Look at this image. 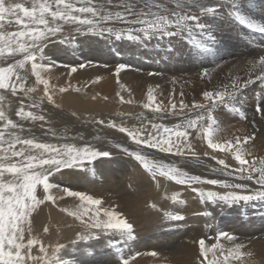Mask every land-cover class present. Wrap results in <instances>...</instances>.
I'll return each mask as SVG.
<instances>
[{"label":"snow or ice","instance_id":"1","mask_svg":"<svg viewBox=\"0 0 264 264\" xmlns=\"http://www.w3.org/2000/svg\"><path fill=\"white\" fill-rule=\"evenodd\" d=\"M106 3L112 5L113 0H106ZM118 6L122 11L107 10L105 4H95L93 0H32L31 7H26L20 2H12V0H0V29H4L3 22L6 18L11 24L14 17L15 24L21 26L18 31H0V58L7 60L9 57L22 56L15 63L0 66V90L11 92L13 96L24 93L32 101L28 107L39 108L42 100L37 101L28 95L35 89L26 88V76L21 75V70H25L30 64L31 75L35 77L37 83L44 85V95L48 102L54 103L49 80L42 75L51 66L40 61L44 59V49L51 42V38L58 37V34L63 32L64 25H76L74 29L76 33L97 36L110 44L113 41L127 40L142 43L153 39L160 41L165 38H169L171 43V38L184 39L187 36L191 46L189 54L194 57L210 54L218 43L208 18L225 8L229 17L239 25L254 33L264 35V23L241 14L243 0H119ZM20 13L22 15H19ZM197 30L200 39L195 38L194 34ZM68 42L67 36L60 39L61 44ZM248 64L251 67L246 78L230 77L229 83L204 91L203 99L210 103H193L192 108L199 110L195 117L176 124L174 128L151 121H149V127L144 123L143 118H138L140 119L139 127L131 128L125 126L123 121L120 124L108 122V128L126 134L135 145L134 149L122 143L113 144L112 147L134 158L153 180L167 178L177 185H219L223 189L233 190L223 193L205 192L200 188L192 187V191L198 193L202 203L210 202L223 208L248 204L257 200L264 201V159H247L246 157L251 156V152L242 147L254 137L249 135L241 139L237 136L234 140L222 142L214 140L216 132L219 131L218 126L215 129L213 127L216 125V118L213 116L215 109L223 107L238 113L240 119H248L246 112L237 106V97L244 88L256 81L264 83V55L258 59L249 60ZM126 67L124 63L118 64L115 74L119 76ZM71 71L76 72L77 68L72 67ZM148 75H156V73L150 72ZM203 77H209V82H211L207 71L202 74L201 78ZM65 91H67L66 88H59V92ZM4 99L5 97L0 95V102ZM256 100L251 121L253 125L257 114L264 118V95L258 94ZM154 102L155 97L149 89L148 103L144 107L151 108ZM179 107L184 110L189 106L181 101ZM171 108L176 109L177 105L173 103ZM153 111L159 113L162 109L157 105ZM15 115L21 120L45 121L46 119L43 114L38 115L32 111H25L23 106L15 112ZM75 115L76 113H73V116ZM206 120L209 123L206 124ZM0 121H3V126L0 128V264H30V262L66 264L58 255L64 245H55L49 254L48 248L33 235L31 219L39 205L45 201L55 204L58 200H63L65 195L76 198L80 202L73 210L60 209L84 225L85 231L79 234V240L88 241L98 238L100 233L118 235L122 241L135 238L134 225L122 212L102 208L101 199L93 198L92 195H87L83 191H75L50 182V177L61 173L62 170L84 169L86 165L92 164L98 158H110L112 156L110 150L103 147L99 149L91 146L78 147L67 143L57 146L38 142L34 138H26L21 135L25 131L24 126L10 119L2 107H0ZM91 123L104 124L105 121L93 120ZM52 135L55 136L56 133L53 131ZM189 137L206 139L207 148L213 153H231L239 166L229 171L230 166L225 159H217V164L223 166L221 173L227 176L235 175L237 180L251 181L259 187L250 189L246 183H229L218 178L202 179L200 175H189L176 164H168L155 159L147 151L150 149L182 158L190 156L193 158L192 163L199 165L203 161L193 149ZM204 155L210 154L205 152ZM212 158L215 159V156ZM40 186H42L43 193L38 196L37 188ZM53 189L56 190L55 194ZM170 199L176 202L179 196L173 194ZM152 207L155 208L156 205L153 204ZM198 215L211 217L213 213L204 211ZM165 218L181 221L184 216L165 213ZM48 231L47 227L43 228L44 233ZM220 236L228 241L235 239L227 232L220 233ZM198 243L199 256L202 258L200 264H220L216 253L213 252L215 249H219V254L223 256V264H231L232 260L242 262L245 255H251L241 251L245 247L243 243H236L227 250V254L218 244L206 246L204 239H200ZM108 244L115 246L111 239ZM37 245L42 255H33V249ZM210 252H213L212 259H209ZM147 255L155 257L158 253L153 251ZM120 264H130L129 258L121 256Z\"/></svg>","mask_w":264,"mask_h":264},{"label":"bare ground","instance_id":"2","mask_svg":"<svg viewBox=\"0 0 264 264\" xmlns=\"http://www.w3.org/2000/svg\"><path fill=\"white\" fill-rule=\"evenodd\" d=\"M12 2H20V3H23L25 6L29 3V5L26 7H31V4H32V0H12ZM243 2L249 4L250 6L251 3L255 4L257 0H243ZM263 3H264V0H263ZM244 8L246 9V7ZM19 15H22V13H20ZM225 16L226 14L223 15L222 13L220 17V18L224 17L220 19L222 23L225 20ZM12 20L13 22L11 24L13 23L15 24L14 17L12 18ZM5 21H7V18ZM7 24L9 23L7 22ZM64 26H67L69 28H75L74 27L75 25H64ZM0 31H8V30L4 27V29H0ZM8 32H11V31H8ZM74 38H76V36ZM177 39L179 38L171 39V43L169 41L161 40L159 46H161L163 49L172 47L171 49H174L173 51L178 52L177 50H179L182 46L178 45L179 42H177ZM52 42L56 43L57 41L55 40V38H51L50 43ZM158 53L161 54L160 51ZM171 55H172V51H171ZM253 59L254 58L245 59L242 61L226 59L227 61H223L221 65H218L219 67L218 69L221 73H223V75L224 73L229 71L231 73L230 77L233 78L237 76L236 75L237 73L235 74L233 71H238L240 70V68L248 72L251 67L248 64V61L253 60ZM53 67L54 66L44 71L42 75L44 76L45 79L49 80V87L50 89H52L51 94L53 96V101H54V103L52 104L55 105V108H58V107L65 108L66 107L71 110L74 109L77 111H85V112H88L89 114H93L96 112L97 113H100V112L110 113L111 112V114L119 116L120 114H128L129 112L135 111L138 105L141 104L144 106L145 104L148 103V96H146L144 94V91L142 90L143 88L142 86L144 87L146 86L147 89L148 88L153 89L152 94L155 97V102L152 104L151 108H148L150 110L148 112H149V115H151V117L146 116L145 119H150V118L152 119L154 117L153 121H156L158 118L156 115H159L160 113L165 112V111L177 110V108H179L181 101H183L189 107H192L193 103H205L206 101L203 99V92L207 90H212L214 86H217V84L214 83L212 80L211 82H209L208 81L209 78H205V77L201 78L202 76L201 77L194 76L193 78L189 76L190 75L189 73L187 74V73L179 72L177 84L179 83L183 84L182 85V87H184V89L182 90L183 95L181 96L180 91L174 90L175 91L174 99L171 100L170 90L166 89L168 85L164 86L163 84V87L160 86L161 89L157 90L154 93V90L157 87V81H156L157 78L155 80L152 79L151 76L149 78L148 74H147L148 75L147 77L145 75L138 76L139 79L138 78L137 79L140 80L141 84L143 85L141 86V89L138 87V88H135L137 91H133L129 86L123 85V88L121 86L118 88L114 86L112 84L114 77L103 76L104 80H98L97 79L98 76L89 77L88 75L79 74L82 72L72 73L71 70L69 69L65 70V69H58L56 67L54 68ZM125 71L127 70L125 69ZM126 74L124 76H126ZM21 75L26 76L25 87L26 88L32 87L35 89L34 92L28 94L29 96H31L32 98L33 96H37V97L40 96L41 98L47 100V97L44 95V85L37 83L35 80V77L31 75L30 64L26 66L25 70H22ZM128 75L131 76L130 78H128L129 81L134 80L133 76L135 75H133L132 73L131 74L128 73ZM221 75H220V79H217V80L218 82L223 80L221 81V85H222V82H225L226 75L223 77V79L221 78ZM167 76L171 77L170 75H166V77ZM166 79L168 80V78ZM61 87L66 88L67 91L63 93L59 92V88ZM248 87H249V90L247 91H249V96L247 98H249L248 101L250 102V105L254 107V105L257 102L256 100L257 95L258 94L264 95V83H260L259 81H256L255 83L249 85ZM77 89L79 90L77 91ZM246 89L248 88L246 87ZM12 97L16 101H18L17 110H19V108L23 106L25 108V111L34 112L33 108L28 107L29 102L31 100L28 99V97H26L24 93H18V95L16 96L12 95ZM238 97H241V96H238ZM241 99L242 98H240V100ZM173 103L177 105L176 109L171 108V104ZM157 105H159L162 109V111L159 113L153 111V109ZM248 105L249 104L246 103L245 101H243V103L240 101H237V106H239L247 114L248 119L246 120L240 119L238 113L232 112L228 109H224L223 107L215 109V112H213V116L216 118V125H214L213 127L215 129L218 126L219 131L216 132L214 136V140L218 142H222L224 140H234L235 137L237 136L243 139V137L250 135V133L251 134L254 133V130L252 131V123H251V121L253 120V115L250 116V114L252 113V109L248 110L249 109V108L247 109ZM34 113L38 115L42 114L37 109L35 110ZM17 118L19 120L18 121L19 124H22L23 126H27L30 121V119L21 120L19 117ZM115 118H118V117L111 116V118L104 119V121L110 122L111 119L114 120ZM138 118L140 117H137L136 115H135V120L134 118L120 117L119 121L117 119L116 121H118V124H120L125 119L127 126L132 127L133 125H137V122L140 121L138 120ZM254 119L258 121V126L260 127V131H259L260 134L259 135L256 134L257 138L254 140L253 139L249 140L248 144L242 145V147L246 151L251 152V156L246 157L249 160H252L253 158H256L257 160L264 158V118H261V116L259 118L255 116ZM205 123L207 124L209 123V121ZM49 124L51 125V123ZM94 130L96 131V128ZM189 140L193 145V149L197 152L199 157L205 156L204 153L208 152L210 155L205 156V157L212 160V162H214L215 164H217L216 162L217 159L224 158L225 162L230 166L228 169L229 171L239 166L238 162L235 161L234 156L231 153H219V152L213 153L211 149H208L206 139H193L192 137H190ZM51 144H55V143H51ZM60 144L61 145H57V142H56L55 145L57 146L63 145L62 142ZM67 144H70V143L68 142ZM83 146H87V145H79L78 147H83ZM213 156H215V159L212 158ZM163 157H166L168 161L167 160L164 161L163 159L161 161L164 163H168V164L170 163L174 164L173 161L178 159L169 154L163 155ZM133 168L134 169L128 173L127 179L131 183H135V185L140 184L142 189L140 190V195L137 196L135 194L136 196L133 199L134 201L132 200L133 205L131 206V208H129L130 210L128 212H122V213L134 225L135 238L132 240H128V241H122L119 239V236L117 235V237H112L111 239L115 241V243H116V240H120L119 245L116 246L115 248L119 249V252L122 254L123 257L129 258L130 264H200V260L202 259L199 256V243L198 242L200 239L205 240L206 246H211L212 244H218L220 248H222L225 251V254H227V250L233 247L236 243H243L245 247L241 249V251L246 254L250 253L251 255H245L242 258V262L237 261V260H232L231 264H264V201L257 200V201H252L248 204L234 205V206H231L229 209L227 207H223V208L217 207L216 205H213L210 202L208 203V206H207V204L205 205V203H202L200 199H198L199 198L198 193H195L192 191V187L200 188V186L198 187L196 185H192V186L177 185L175 184L174 181H169L167 178H163L164 180H162V181H167V184L159 182L160 181L159 179H158L159 180L158 182H155L151 178V176L148 173H146V171L138 163ZM221 168H223V166H221ZM184 170L187 171L189 175H199L198 174L199 172H192L189 169L187 170L186 167H184ZM73 171L75 172V175H76L81 170L73 169ZM58 175L60 174H57L56 176ZM211 176L213 177L214 175H211ZM221 180H225L229 183H242V184H245V183L247 184V182H250V181H246L242 179L237 180L234 177H230L228 179H221ZM204 186L205 188L203 191L205 192L211 191L210 186H207V185H204ZM218 188L222 189L223 191H233L232 189H223L220 186H217V189ZM249 188L251 189L253 188V186H249ZM38 190H39V187L37 188V191ZM235 191H241V190H235ZM53 193L55 194L56 191H53ZM173 194H177L179 196L178 201L173 202L170 199V197ZM41 195L40 193L38 194V196H41ZM165 197H168V198H165ZM129 199H127V201ZM79 203L80 202L78 200L70 199L69 197L66 196L64 197L63 200H58L55 204H53L50 201H45L43 204L39 205L36 208V210L33 212V215L31 218L33 235L39 238L44 244V246L48 248L49 254H51L52 248L55 247V245L63 244L64 248L61 249L58 255L61 257L62 261L66 262V264H111L110 263L111 260L109 261L108 257H110L112 254H110L109 251L104 252L102 250V254H100V257L104 260H99L97 258L94 259V257L89 259L87 257L86 254H89V252L92 251L91 249L94 248L95 250V247L97 246L96 243L93 245H90L89 244L90 242L88 243V241L79 240L78 238L79 234L85 231L84 225H82L75 218L69 217L66 212H62L60 210L61 208H68L69 210H73L75 206L78 205ZM153 204L156 205L155 208L152 207ZM225 208H227V210H225ZM221 210H223L222 212H224L223 215H219ZM204 211H211L213 215L211 217H205L202 215H198V213L204 212ZM165 213L182 215L184 216V219L181 221H172V220L165 218ZM217 216H219V218H218V221L215 222L214 219ZM137 225H141L142 227H140V229H137L136 227ZM207 225H212V226L208 227ZM44 227H47L49 229L47 233L43 232ZM144 227H146L145 229L147 230H143ZM222 232L229 233L235 239L233 241H228L226 238L220 236V233ZM204 233L208 237H210L209 242H206L207 238L203 236ZM107 237H109V235ZM153 251L157 252L158 255L155 257L147 255V253L153 252ZM213 252L216 253L217 260L220 262V264H223V256L219 254V249H215L213 250ZM213 252L209 253V259H212ZM75 253L81 256L79 260L77 257H76L77 259H73L75 257ZM70 254H72L73 256H70ZM33 255H36V256L42 255L39 252V245L34 247ZM68 256L70 258H68ZM133 257L135 258L133 259ZM30 264H36V262H30Z\"/></svg>","mask_w":264,"mask_h":264},{"label":"rangeland","instance_id":"3","mask_svg":"<svg viewBox=\"0 0 264 264\" xmlns=\"http://www.w3.org/2000/svg\"><path fill=\"white\" fill-rule=\"evenodd\" d=\"M93 3L105 4L106 9L110 10V11H117V10L122 11V9L119 6H117V5H119V0H113L112 5H107L106 0H93ZM243 4L245 6L243 5V7L241 8V14L246 15L250 18H253V19H255L261 23H264V3H263V0H257V2L255 3L257 6L253 3H251L250 6H249V4L244 3V2H243ZM28 5H29V3L26 6H28ZM259 5H260V7H259ZM244 7H246V9ZM226 11H227V9L225 8V9L219 11L216 15H214V17L211 16L208 18V20L211 21V22L209 21L210 27H211L212 31L215 33L217 40H218V43L212 49L210 54L203 55L200 57H194V56H191L189 54V52L191 50V46L188 43V37L187 36H185L184 39H180V40L177 39V42H179L178 45H181L182 47L179 49L180 51L177 50L178 52H176V51H173L174 49H171L172 47H168L167 49H163L161 46H159L161 40L157 41V40L153 39L151 41H145L142 43L129 42L127 40H124V41H120V42L113 41L110 44L103 38H100L97 36H92L90 34H87V35L86 34H78L75 32V30H74L75 28H69L67 26H64L63 32L61 34H58V38L53 37V38H55V40L57 42L56 43L55 42L48 43V46L44 49V59H43V61H40V62L43 64L50 65L51 67L54 66L58 69H65V70H67V69L71 70L72 67H76L77 68L76 72H82L79 74L88 75L89 77H91V76L97 77L98 76V78H97L98 80H104L103 76L114 77V79L112 78L113 79L112 84L114 86H116L117 88L120 86L123 88V85L129 86L133 91H137L135 88H138V87L141 89V86L143 85V84H141L140 80H138L139 79L138 76L145 75L147 77L148 76L147 74L150 72L156 73V75H154V76L151 75L152 79L155 80L157 78L156 79L157 87L155 88L154 93L157 90L161 89L160 86L163 87V84H164V86L168 85L166 89L170 90V98L172 100V99H174L175 91H180V93H183L182 92V90L184 89V87H182L183 84H181V83L177 84L179 72L187 73V74L189 73L190 74L189 76L194 78V76H197V77L200 76L201 77L202 74L205 71H207L210 74L209 76L211 77V80L214 83H216L217 86L218 85L220 86L221 81H223V80L218 82L217 79H220L221 74H222L221 78L223 79V77L228 73L225 76V82H222V84L229 83L228 81H229V78L231 76V73L229 71L224 73V75H223V73H221L219 71L218 65H221V63L223 61H227L226 59L236 60V61L237 60L242 61L245 59H252V58L257 59L261 55H264V49H263L264 48V35L254 33L252 31H250L249 29L245 28L244 26L239 25L238 22H235L231 17H229L228 12H226ZM246 11H248V12H246ZM222 13H223V15L226 14L225 20L223 19L224 20L223 23L220 20V19L224 18V17L220 18ZM7 22L8 21H4V25L8 31H17V30L21 29L20 25H17L14 23L13 24H7ZM106 26H108V25H106ZM118 26L123 27L124 25H118ZM74 27H76V25ZM194 35H195L196 39H200V34H199L198 30ZM65 36L68 37L69 42L65 43V44H61L59 39L65 37ZM75 36H76V38H74ZM171 39H174V38H171ZM164 41H169V38H165ZM105 42H107V43H105ZM159 51L161 52V54L158 53ZM171 51H172V55H171ZM145 55H146V57H145ZM251 55H253V56H251ZM21 58H22V56L9 57V59H7V60L0 58V66H7L8 63H15V61L17 59H21ZM171 58H173V59H171ZM54 60H56V61H54ZM120 63H124L127 65V67H126L127 71L124 70L121 72V74L119 76H117L115 74V69H116L117 65ZM64 64H65V66H64ZM80 65H84V67H80ZM214 66H216V67H214ZM231 71H232V69H231ZM21 72H22V70H21ZM233 72L235 74L237 73L236 74L237 76H240V77L243 76V78H245L247 75V71L244 69H241V68H240V70L233 71ZM233 72H232V74H233ZM72 73H75V72H72ZM128 73H130V74L132 73L133 75H135V76H133L134 80L129 81L128 78H130L131 76H129ZM175 73H176V75H175ZM125 74H126V76H124ZM166 75H170L171 77H168V76L166 77ZM173 75L175 76V78ZM148 77L150 78V75ZM166 78H168V80ZM205 78H209V77H205ZM233 78H235V77H233ZM137 81H139L140 83ZM208 81H209V79H208ZM165 82H166V84H165ZM142 87H143L142 90L144 91V94L146 96H148V90L149 89L153 90L152 88L147 89L146 86L145 87L142 86ZM247 88L248 89L244 88L242 90V92L240 93L241 95L239 94V96H241V97H237V101H240L242 103H243V101H245L246 103L249 104L247 106V109L248 108H249L248 110L252 109V113L250 114V116H251L254 113L255 105H254V107L251 106L250 102L248 101L249 98H247V97L249 96V91H247V90H249V87H247ZM166 89H165V91H166ZM0 95H3L5 97L4 101L0 102V107H2L4 109L6 115L9 118L11 117L10 119H13L15 122L19 123L18 122L19 120H18L17 116H15V113H14V111L15 112L18 111L17 110L18 101H16L12 97L10 92L0 90ZM240 98H242L243 100L242 99L240 100ZM33 99H35L37 101L42 100L41 106L39 108H33V111L35 112V110L37 109L39 112H41L46 117V119H45V121H32L30 119L28 125L24 126L25 131L23 133H21L22 136H24L26 138H34L38 142L55 143V144L57 142V145H61L60 144L61 142L63 144L69 142L70 144H74L77 146H79V145L91 146L92 145L91 147H93V148L99 149V148L103 147L106 150H110L112 152V156L110 158H107V159L98 158L92 164L86 165L84 169L73 168L74 170L75 169L81 170L76 175H75V172L73 171V169L62 170L61 173H57L60 175L56 176L57 174H55L54 176L50 177V182L59 184L61 187H69L75 191H83L87 195H92L93 198L101 199L103 201V204L101 205L102 208L115 209L118 212H128L130 210L129 208H131V206L133 205L132 200L135 198L136 195L137 196L140 195V190L142 189V187L140 186V184L135 185V183H131L127 179L128 173L134 169L133 167H135L138 162L134 158L129 157L126 153L121 152L119 149L113 148L112 145L116 144V143H122L125 146H130L133 149L135 148V145L132 143L131 139L126 136V134L119 133L116 129L108 128L107 123L109 121L105 122L104 124H94L91 122L93 120H104L107 118H111V116H115L118 118H115L114 120L111 119L110 122H116L118 124L120 117L134 118V120H135V115H136L137 117L143 118L144 123L148 124L149 127H150L149 121H151L152 123H155L158 125H163L165 127L174 128L176 124L183 123L184 120H186V119L194 118L195 115L199 111V110L193 109L192 107H188L186 110L185 109L181 110L179 107V108H177V110L165 111V112L160 113L159 115H156L158 118L156 121H153L154 117L152 119L151 118L145 119L146 116L151 117V115H149V112H148L150 110L148 108H145L141 104L136 107L135 111L129 112L128 114H120L121 116L120 115L116 116V115L111 114V112L110 113H107V112L97 113L96 112L93 114H89L88 112H85V111H77L74 109L71 110V109L66 108V107L65 108H62V107L55 108L54 104H52V103L49 104V102L47 100L41 98L40 96H38V97L33 96ZM31 102L32 101H30L29 104ZM209 103H210L209 101H206L204 104H209ZM184 111H186V112H184ZM213 112H215V110ZM73 113H76V115L73 116ZM102 113L104 116L102 115ZM126 115H128V116H126ZM132 115H133V117H132ZM105 116H107V117H105ZM256 116L258 118L260 117V115H258V114ZM116 119L118 121H116ZM138 120H140V119H138ZM0 122H1L0 128H2L3 121H0ZM123 122H125V126H127L125 119ZM205 122H207V120ZM49 123H51V125ZM42 124L44 127L42 126ZM76 125H77V127H76ZM139 125H140V121L137 122V125H133L132 127H139ZM95 128H96V131L94 130ZM253 130H254V133H252V134L250 133V135L253 136L254 139H256L257 138L256 136L260 134L259 133L260 127L258 126L257 120H255L254 125L252 123V131ZM53 131L56 133L55 136L52 135ZM45 133H47V134H45ZM81 137H83V139ZM96 137H98V139ZM189 139H190V137H189ZM147 151H149L154 156L155 159H158V160L163 159L164 161L165 160L168 161V159L166 157H163V155H168V154H165V153L158 154V152H156L155 150H150V149ZM174 157L178 158V159L173 161L174 164L176 163V165H178L179 167L180 166L183 167L182 168L183 170H184V167H186L187 170L189 169L192 172H199L198 174L200 176H202V179L216 178V177H218V178L220 177L219 179H228L230 177L236 178L235 175L234 176H227V175L223 176V174L221 173V169H222L221 166L215 164L214 162H212V160H210L209 158H207L205 156L200 157V158H202L201 160L203 161V163H201L202 165L199 164V166L191 163L193 158L190 156H186L183 158L177 157V156H174ZM214 169H216V170L213 171ZM81 174H82V176H81ZM211 175H214V176L212 177ZM159 180H157V181L154 180V181L155 182L159 181L161 183L167 184V181H162V180H164L163 178H159ZM247 184H249V186H253L256 188L259 187L258 185H254V182H251V181L247 182ZM196 186H198V187L200 186V188L202 190H204V188H205V186L204 185L202 186V184H199ZM207 186H210L211 191H217L220 193L225 192L222 189H219V188L217 189V186H219V185H215V186L207 185ZM137 190L139 191V193ZM52 191H56V190L53 189ZM42 192H43V189H42V186H40L39 190L37 191V194L40 193V195H41ZM65 197H66V195H65ZM69 198L77 200L76 198H72V197H69ZM127 199H129V200L127 201ZM206 204L208 206V203H205V205ZM227 208L229 209L230 207H227ZM227 208H225V210H227ZM124 210H126V211H124ZM222 211L223 210L220 211L219 215H223L224 212H222ZM218 218H219V216H217L214 219V221L217 222ZM136 227H137V229H140V227H142V226L137 225ZM213 227H214V225H213ZM145 228L146 227H144L143 230H147ZM107 236L104 235L103 233H100L97 239L94 238V239L88 240V243L90 242L89 243L90 245H93L96 243L97 246L95 247V250H94V248L91 249L92 251H90L89 254H86V255L89 259L94 257V259L97 258L99 260H104L100 257V254H102V250L104 252L109 251V253L112 254L110 257H108L109 261L111 260L110 263L111 264H120V258H121L120 256H122V254L119 252V249L115 248L116 246L119 245L120 240H116V243L114 241L115 246L113 247V246H110L108 244V241H109V238L112 239V237H117V235L109 234V237H107ZM203 236H205L207 238L206 242L210 241V237H208L205 233L203 234ZM99 242H101V243H99ZM106 248H107V250H106ZM97 249H98V251H97ZM70 256H73V255L70 254ZM76 257L79 260L81 256H79L77 253H75V257L73 259H77ZM68 258H70V257L68 256Z\"/></svg>","mask_w":264,"mask_h":264}]
</instances>
